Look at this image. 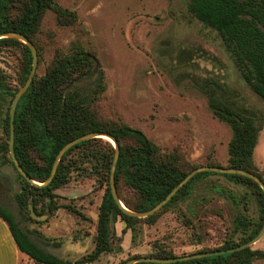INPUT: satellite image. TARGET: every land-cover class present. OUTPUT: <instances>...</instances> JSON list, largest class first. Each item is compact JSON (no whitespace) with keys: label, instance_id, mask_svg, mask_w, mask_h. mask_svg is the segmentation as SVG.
<instances>
[{"label":"rangeland","instance_id":"374dc122","mask_svg":"<svg viewBox=\"0 0 264 264\" xmlns=\"http://www.w3.org/2000/svg\"><path fill=\"white\" fill-rule=\"evenodd\" d=\"M56 3L74 12L77 20L61 26L54 11L46 12L34 38L38 54L35 76L46 74L58 52L67 53L75 45L93 52L107 82V90L97 105L100 118L141 130L164 154L179 156L188 168L208 163L228 166L232 130L214 116L204 91L209 84H219L215 86L218 94L262 118L254 161L264 180V100L244 82L220 36L190 15L188 0ZM23 60L22 48L3 49L0 82L19 89ZM9 101L0 87V141L6 140L2 124ZM5 156L11 160L10 153ZM20 190L14 166H1L0 206L10 210L23 228L38 233L44 228L40 231L43 238L33 236L34 241L71 262L93 251L105 192L95 176L74 172L70 184L55 191L60 205L74 206L81 216L61 209L56 218L50 219L49 215L37 216L33 210L37 217L48 216L42 221L32 218L43 225L22 220L15 200ZM230 191L239 204L228 197ZM122 193L133 198L124 188ZM242 211L252 220L259 218L254 189L232 184L222 176H210L197 185L188 200L175 204L155 225L141 224L134 243L129 231L116 243L122 252L102 255L94 264H125L128 258L145 257L162 244L177 255L218 249L232 236L234 220ZM29 212L32 217L30 207ZM115 230L120 237L121 221ZM252 249L264 251V237ZM24 264L35 263L27 257ZM253 264H264V259Z\"/></svg>","mask_w":264,"mask_h":264},{"label":"trees","instance_id":"16d2710c","mask_svg":"<svg viewBox=\"0 0 264 264\" xmlns=\"http://www.w3.org/2000/svg\"><path fill=\"white\" fill-rule=\"evenodd\" d=\"M48 11L57 14L61 26L72 25L77 20L74 12L63 10L56 0H0V35L21 33L34 44V38ZM188 12L220 36L244 82L255 95L264 100V0H188ZM11 47H20L23 51L21 88L30 76L33 55L31 49L18 39H0V53ZM215 86L221 85L209 84L204 90L209 98V108L219 121L232 130L229 161L225 168L245 169L262 178L254 161L262 130V118L256 112L238 106L218 94ZM0 87L10 99L2 124L6 140L0 141V167L8 164L14 166L12 158L7 160L5 155L10 153V109L20 88L13 90L6 81H1ZM106 90L104 69L93 52L77 45L67 53L58 52L46 74L34 77L17 106L14 121L17 160L32 180L42 184L50 177L56 156L66 144L89 133L109 134L115 138L120 148L115 184L121 202L133 212L149 211L162 202L188 174L202 166L188 168L179 156L164 154L141 130L126 124L103 121L97 112V105ZM114 156L115 148L107 140L96 138L81 142L63 156L56 176L47 187L32 185L14 166L21 185L15 200L24 221L44 224L32 219L30 205L37 216L54 217L61 209H69L81 216V212L74 206L60 205L55 194L56 190L70 184L74 172L95 176L105 188L97 218L95 247L91 253L75 262L49 253L32 238H43L40 231L38 233L23 228L10 210L0 206V217L8 225L18 249L35 264H94L102 255L122 252V247H116V243L122 241L129 231L134 243L141 232V224L155 225L175 204L188 200L197 185L210 176H222L237 186L252 187L257 196L259 218L252 220L245 211L239 213L233 223L232 236L218 249L177 255L162 244L156 245L151 254L145 257L174 259L227 251L253 239L264 226L263 190L249 178L214 172L197 174L158 213L143 219L132 217L122 210L112 196L110 176ZM205 166L222 167L215 163ZM123 188L132 194V199L122 193ZM228 197L239 204L240 201L233 192L230 191ZM118 221L125 224L120 237L115 230ZM46 240L50 242L47 238ZM134 258L141 257L135 256L128 260ZM258 259H264V251L248 248L170 264H253Z\"/></svg>","mask_w":264,"mask_h":264},{"label":"water","instance_id":"95a60500","mask_svg":"<svg viewBox=\"0 0 264 264\" xmlns=\"http://www.w3.org/2000/svg\"><path fill=\"white\" fill-rule=\"evenodd\" d=\"M3 38H14V39H18V40L22 41L23 43H25L29 46V48L32 51V55H33V67H32L30 76H29L26 84L23 87H21L20 90L17 92V94L14 97V100L12 102V105H11V109H10V141H9L10 154H11V158H12V161L14 163V166L16 167L17 171L32 185L38 186V187L49 186L57 174V170H58V166H59L60 161L62 160L63 156L71 148H73L74 146L78 145L81 142L91 140V139L101 138V139H105V140L111 142L115 148V156H114V160H113V164H112V168H111V176H110V188H111L112 196H113L114 200L117 202V204L122 208V210L125 213H127L128 215L135 217V218L143 219V218H147V217H150V216L158 213L165 205H167L172 200V198L180 191L181 188H183L197 174L203 173V172H214V173H218V174L240 175V176L251 179L264 192V180L262 178H260L258 175L254 174L253 172H250L248 170L241 169V168L202 166V167L196 168L190 174H188L169 193V195L162 202H160L157 206H155L153 209H151L149 211H145V212L130 211L121 202L119 195H118V192H117L116 184H115V172H116V168H117V164H118V160H119V156H120V148H119L118 142L111 135L105 134V133H99V132L85 134L79 138L72 140L68 144H66L59 151V153L56 156V160H55V163H54L50 177L47 179L46 182H44L42 184L37 183L36 181L32 180L31 177L24 171V169L20 165L19 161L17 160L16 154H15V125H14L17 106H18L21 98L23 97V95L30 88L31 84L33 83L34 77L36 75V69H37V64H38L37 49H36L35 45L21 33L9 32V33L0 35V39H3ZM30 210L32 212L31 213L32 218H34L35 220L42 221L44 218H48V216L37 217L34 214L31 206H30ZM263 237H264V226H263L262 230L259 232V234L257 236H255L253 239H251L247 243H245V244H243L237 248L229 249L227 251L221 250V251H215V252H209V253H203V254H195V255H191V256H185V257L174 258V259H160V258H152V257H141V258L130 259L125 264H137V263L170 264V263H175L178 261H187V260L211 257V256H216V255H224L226 253H234V252L242 251V250H245L248 248H252Z\"/></svg>","mask_w":264,"mask_h":264},{"label":"crops","instance_id":"0c3cea01","mask_svg":"<svg viewBox=\"0 0 264 264\" xmlns=\"http://www.w3.org/2000/svg\"><path fill=\"white\" fill-rule=\"evenodd\" d=\"M56 217L57 214L50 219ZM121 227L122 229L125 227L123 222H121ZM43 229L41 228L39 231H43ZM26 259L27 256L18 249L8 225L0 217V264H24Z\"/></svg>","mask_w":264,"mask_h":264}]
</instances>
